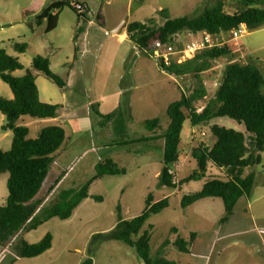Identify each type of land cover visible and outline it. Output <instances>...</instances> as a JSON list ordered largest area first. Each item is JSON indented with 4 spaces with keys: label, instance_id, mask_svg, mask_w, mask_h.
Returning a JSON list of instances; mask_svg holds the SVG:
<instances>
[{
    "label": "rangeland",
    "instance_id": "374dc122",
    "mask_svg": "<svg viewBox=\"0 0 264 264\" xmlns=\"http://www.w3.org/2000/svg\"><path fill=\"white\" fill-rule=\"evenodd\" d=\"M80 1L89 6L87 17L66 7L60 11L57 27L49 30V15L58 12L55 0H0V48L18 57L24 66L15 75L23 76L31 70L37 77L41 100L61 105L57 117L27 115L17 124L28 126L31 138H37L51 125H60L66 130L67 140L56 152L55 162L38 196L46 198V206L58 201L62 191L81 189L95 175L99 162L113 159L126 173L97 179L91 185L90 196L70 219L54 217L24 235L27 241L36 243L52 233L51 252L35 258H17L13 247L0 244V264H79L89 257L95 234L112 231L121 218L128 220L142 214L150 194L155 201L165 197L170 201L169 207L151 216L141 232L150 231L153 253L166 239L174 241L180 236L189 240L195 232L190 253L181 252L171 244L167 258L179 264H264V152L262 162L245 172L256 174L250 196L239 200L227 220H222L226 208L220 197L201 199L186 209L181 205L185 195L200 191L211 176L226 179L228 175L226 169L211 163L206 177L186 180L198 169L193 149L201 144L212 146L216 141L211 124L248 134L244 124L222 117L193 128L186 121L180 160L175 165L177 188L159 185L165 141H133L153 134L146 126L148 119L159 118L162 128L167 129L171 123L169 106L180 100L184 92H191L196 79L193 76L180 79L161 70L155 57L140 50L130 38L122 39L127 33V24L152 16L163 24L165 19L159 10L164 8L172 17L196 16L218 0ZM224 1L225 10L230 13L240 6L239 0ZM219 38L223 43L234 44L236 54L210 63L203 74L208 96L199 103L200 108L217 98L219 83L229 63L253 62L264 74V25L255 30L244 27L239 39H234L231 31ZM177 39L186 47L193 36L184 32ZM15 43H27V51H17ZM176 49L184 59L181 49ZM39 55L50 57L51 68L67 82L65 87L58 86L33 67ZM0 96H14L2 78ZM120 106L122 116L117 129L103 117ZM5 122L6 117L0 111V149L9 150L14 133L2 130ZM64 171L67 172L64 179L51 190ZM9 175L0 173V204L9 196ZM98 196L103 200L96 199ZM173 228L178 231L173 232ZM93 257L96 264L144 262L135 247L120 240L99 244Z\"/></svg>",
    "mask_w": 264,
    "mask_h": 264
},
{
    "label": "trees",
    "instance_id": "16d2710c",
    "mask_svg": "<svg viewBox=\"0 0 264 264\" xmlns=\"http://www.w3.org/2000/svg\"><path fill=\"white\" fill-rule=\"evenodd\" d=\"M239 1V8L232 13L225 10L224 0L209 4L201 14L196 16L172 17L169 10L164 8L159 10V14L165 19L163 24L152 16L145 21L128 23L126 31L130 40L140 50L155 57L153 52L158 40L163 44L184 49L185 45L178 43L177 39L184 32L209 31L220 35L239 29L243 24L250 30L262 27L264 0ZM77 5H81L83 10ZM66 7H71L79 16L84 17H87L90 11L89 6L80 0H55V9L58 12L49 15V30L57 27L60 11ZM14 48L24 53L28 49V44L15 43ZM235 49V45L228 42L222 46L201 51L193 58L180 63L172 61L166 64L163 58L155 57L161 70L180 79L193 76L196 79V86L191 92H184L180 100L169 106L168 114L171 123L167 129L162 128L159 118L148 119L146 126L153 134L133 140L134 142L165 141L164 167L159 185L177 188L175 165L180 160L186 121L189 120L193 128L222 117L244 124L248 134L212 123L211 132L216 138L214 144L212 146L201 144L192 151L198 169L186 179L187 181L206 177L211 163L220 169H226L228 175L226 179L211 176L200 191L185 195L181 205L186 209L201 199L220 197L224 200L226 208L223 221L233 215L242 197L250 196L256 174L254 171L248 174L245 172L262 162V152H264V74L253 62L229 63L219 83L217 98L208 102L200 110L199 103L208 96L203 74L209 69L213 60L235 56ZM33 67L42 71L58 86L67 85V82L52 70L49 56H37ZM23 68L18 57L8 53L7 49L0 48V78L10 85L14 94L12 98L0 96V111L6 117L2 130L14 133L12 147L9 150L0 149V173L10 174L7 181L9 196L5 203L0 204V244L13 247L17 258H35L53 247L54 236L49 232L39 242L30 243L24 238L26 233L38 229L54 217L70 219L76 208L90 196L91 185L97 179L105 175L124 174L126 170L113 159L99 162L96 165L95 175L81 189L62 191L58 201L51 206H46L44 204L46 198L38 196L55 162L56 152L67 140V133L64 127L51 125L45 127L37 138H31L30 128L17 124L22 116L27 115L34 118L57 117L61 108L59 104L41 100L34 72L27 70L23 76L15 75L17 70ZM121 116L120 106L103 118L108 123H113L118 129ZM125 142L122 143L125 144ZM66 174V171L61 173L51 190L60 184ZM96 199L103 200L100 196ZM146 204L145 210L139 216L128 220L121 218L112 231L95 234L88 250L89 257L81 264H94L93 255L98 245L111 240L124 241L135 247L145 264H179L167 258L168 247L174 244L181 252L190 253L196 233L193 232L189 240L180 236L174 241L166 239L153 253L150 231L146 230L143 234L141 232L151 216L169 207L170 201L169 197L155 201L154 195L150 194ZM172 230L178 231L177 228ZM135 236L139 237L135 238Z\"/></svg>",
    "mask_w": 264,
    "mask_h": 264
},
{
    "label": "built area",
    "instance_id": "2783aa9c",
    "mask_svg": "<svg viewBox=\"0 0 264 264\" xmlns=\"http://www.w3.org/2000/svg\"><path fill=\"white\" fill-rule=\"evenodd\" d=\"M79 9L83 10L81 5H77ZM244 27L246 29V25L243 24L239 29L232 30V34L234 35V39H239L244 32ZM193 36V39L186 45L184 49H181L182 57L181 59L178 56V50L173 45L163 44L160 40L156 42V49L153 52V55L160 59L163 58L166 64H170L172 61L180 63L188 58H193L197 53L213 48L215 46H222L225 43L220 41V35H215L209 31H201V32H190ZM223 34V33H222ZM186 54L185 56H183ZM203 108H200L202 110Z\"/></svg>",
    "mask_w": 264,
    "mask_h": 264
},
{
    "label": "crops",
    "instance_id": "0c3cea01",
    "mask_svg": "<svg viewBox=\"0 0 264 264\" xmlns=\"http://www.w3.org/2000/svg\"><path fill=\"white\" fill-rule=\"evenodd\" d=\"M126 37L129 38L128 33H125V34L122 36V39H124V38H126ZM52 250H53V247H52L49 251H47L46 253L51 252ZM46 253H45V254H46ZM43 255H44V254H43ZM85 259H86V258H84V260H85ZM93 259H94V264H96V258L93 257ZM84 260H80L79 264H81ZM136 264H145V263L139 260V261L136 262Z\"/></svg>",
    "mask_w": 264,
    "mask_h": 264
}]
</instances>
